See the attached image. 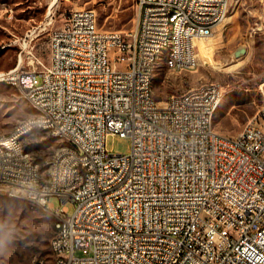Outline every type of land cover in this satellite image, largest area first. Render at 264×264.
<instances>
[{"label":"built area","instance_id":"1","mask_svg":"<svg viewBox=\"0 0 264 264\" xmlns=\"http://www.w3.org/2000/svg\"><path fill=\"white\" fill-rule=\"evenodd\" d=\"M138 8L132 38L102 30L95 9H74L51 34L47 69L0 74L21 82L38 106L18 130L28 135L29 123H45L67 144L66 152L53 151L44 173L20 158L8 164L16 154L9 146L4 167L14 188L7 191L42 199L57 214L56 264H264V105L233 138L209 120L223 92L218 82L162 102L149 92L151 62L167 45L169 24L194 22L207 35L225 19L229 0H138ZM181 39L183 56L174 62L192 69L198 60L185 52L197 51ZM110 135L129 136L130 153L109 151ZM53 196L64 205L55 207Z\"/></svg>","mask_w":264,"mask_h":264},{"label":"rangeland","instance_id":"2","mask_svg":"<svg viewBox=\"0 0 264 264\" xmlns=\"http://www.w3.org/2000/svg\"><path fill=\"white\" fill-rule=\"evenodd\" d=\"M0 0V74L12 68L42 71L51 61V34L65 22L66 14L78 8L95 9L102 30H117L132 38L139 18L138 0ZM225 21L216 25L212 36L193 46L198 56L192 69L188 63L177 68L165 65V55L156 64L153 85L156 99L214 81L223 92L214 115L215 128L235 136L264 105V0H229ZM209 56V57H208ZM214 63V64H213ZM217 66V67H216ZM40 81V80H39ZM36 109L22 90L0 78V135L10 134L20 119ZM49 130H34L23 146L41 172H46L53 151L65 144ZM129 136L110 135L107 149L130 153ZM59 208L64 203L53 196ZM70 213L73 202L66 204ZM56 217L38 203L11 197L0 189V236L6 238L0 250V264H36L43 257L54 264L51 240L47 247L42 235L53 231ZM77 255L87 254L78 250Z\"/></svg>","mask_w":264,"mask_h":264},{"label":"bare ground","instance_id":"3","mask_svg":"<svg viewBox=\"0 0 264 264\" xmlns=\"http://www.w3.org/2000/svg\"><path fill=\"white\" fill-rule=\"evenodd\" d=\"M220 2H227V0H220ZM182 6H194V0H181ZM199 9H207V1H199ZM228 15V13H227ZM212 16H219V9H212ZM227 16L223 21H225ZM215 28H207V35L213 34ZM206 33L202 32L201 27L198 24H194V22H183L182 19L173 20V24H169L168 28V40L167 45L161 47L159 53H155L154 60L151 62V78L149 83V92H154L153 85V74L158 63L159 59L165 55V65L168 68H177L180 65H183L184 62L188 61H179L175 63L174 61L181 59L183 56L182 49V39L185 40L186 50H193V46L198 45L200 43L199 40L209 38ZM198 52V51H197ZM198 55L194 52H185L186 60H196ZM209 57V56H208ZM195 63V61H194ZM214 64V63H213ZM217 67V66H216ZM7 83L17 86L22 90L21 82L18 80H10L4 79ZM207 83L201 84L199 86L190 88L187 92H197L198 88H205ZM222 94H220L221 100ZM220 102H217L216 106L213 107V111H209V120H214V115L216 109ZM36 112L38 113V106L32 105ZM263 107V106H262ZM251 122V120L249 121ZM49 130L52 132V128L49 126H45V123H29V130ZM55 137L61 139L59 133H52ZM240 132L235 136H230L233 138H238ZM27 136V129L18 130V124L15 126L14 130L8 135H0V189L3 190L7 195L11 197H17L26 199L32 202L38 203L45 211H48L47 203H44L42 199H35L31 196H24L22 193H13L7 191L8 189L14 188V180L12 178V172H10L9 167H4L7 163V153H9V146H16V154L8 155V164L17 165L19 164V158L24 160L26 165H33L35 172H41V168L38 163L34 162L31 158L29 152H27L23 146V140ZM55 150H59V152L67 151V144H63L57 147ZM72 172H82V165H72ZM26 175H33V168H26ZM53 195H60V188H53ZM57 219V214L52 213ZM57 226V222L55 224V229ZM54 264H56V254H53ZM41 264H46V260L41 257Z\"/></svg>","mask_w":264,"mask_h":264},{"label":"trees","instance_id":"4","mask_svg":"<svg viewBox=\"0 0 264 264\" xmlns=\"http://www.w3.org/2000/svg\"><path fill=\"white\" fill-rule=\"evenodd\" d=\"M55 229V220L53 221V231ZM53 236V232H48L44 235H42L41 239L45 240V243L47 245V247L49 246V241H50V238Z\"/></svg>","mask_w":264,"mask_h":264},{"label":"clouds","instance_id":"5","mask_svg":"<svg viewBox=\"0 0 264 264\" xmlns=\"http://www.w3.org/2000/svg\"><path fill=\"white\" fill-rule=\"evenodd\" d=\"M2 229H3V226L0 225V231H2ZM6 243H7L6 238L3 236H0V250H2L5 247Z\"/></svg>","mask_w":264,"mask_h":264},{"label":"crops","instance_id":"6","mask_svg":"<svg viewBox=\"0 0 264 264\" xmlns=\"http://www.w3.org/2000/svg\"><path fill=\"white\" fill-rule=\"evenodd\" d=\"M55 2H56V1L53 0V2L51 3V6H53Z\"/></svg>","mask_w":264,"mask_h":264}]
</instances>
